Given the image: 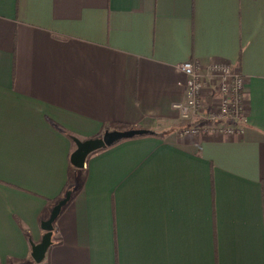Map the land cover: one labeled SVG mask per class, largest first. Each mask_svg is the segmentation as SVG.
<instances>
[{
  "label": "crops",
  "instance_id": "1",
  "mask_svg": "<svg viewBox=\"0 0 264 264\" xmlns=\"http://www.w3.org/2000/svg\"><path fill=\"white\" fill-rule=\"evenodd\" d=\"M186 61L244 76L242 134L177 135ZM115 123L154 134L71 166ZM0 264H264V0H0Z\"/></svg>",
  "mask_w": 264,
  "mask_h": 264
},
{
  "label": "built area",
  "instance_id": "2",
  "mask_svg": "<svg viewBox=\"0 0 264 264\" xmlns=\"http://www.w3.org/2000/svg\"><path fill=\"white\" fill-rule=\"evenodd\" d=\"M178 70L184 75V101L174 106L185 125L177 135L242 134L247 122L244 76L223 62L198 65L186 61L178 65ZM206 96L210 102H205Z\"/></svg>",
  "mask_w": 264,
  "mask_h": 264
},
{
  "label": "water",
  "instance_id": "3",
  "mask_svg": "<svg viewBox=\"0 0 264 264\" xmlns=\"http://www.w3.org/2000/svg\"><path fill=\"white\" fill-rule=\"evenodd\" d=\"M152 133L150 130L146 129H128V130H106L99 137L89 138L85 140H80L77 138H72L75 148L71 152L69 157V163L76 169H81L84 167L86 157L102 148L111 146L113 143L119 140L130 139L136 136H142ZM71 192L67 191L65 196L57 201V203L52 207L49 217L41 222V228L44 230V234L39 243L31 244V258L35 262H40L51 246L52 233H53V222L58 217L61 208L69 201Z\"/></svg>",
  "mask_w": 264,
  "mask_h": 264
},
{
  "label": "trees",
  "instance_id": "4",
  "mask_svg": "<svg viewBox=\"0 0 264 264\" xmlns=\"http://www.w3.org/2000/svg\"><path fill=\"white\" fill-rule=\"evenodd\" d=\"M108 129H110V130H128V129H130V127L128 126V125H125V124H119V123H115V124H110L109 125V127L108 128H106L104 131H106V130H108ZM154 133L152 132V133H150V134H147V135H153ZM142 136H144V135H142ZM136 137H140V136H136ZM120 141H122V140H119V141H117V142H115V143H113L112 145H114V144H116V143H118V142H120ZM111 145V146H112ZM80 182H76L75 184H71V185H69L67 188H66V190H65V192H64V194H63V196H62V198L65 196V193L67 192V191H70L71 192V196H70V198L72 197V195L74 194V192L76 191V190H78L79 189V187H80ZM68 203V202H67ZM66 203V204H67ZM65 204V205H66ZM64 205V206H65ZM63 206V207H64ZM63 207L61 208V210L63 209ZM61 212V211H60ZM55 222V221H54ZM54 222H53V224H54ZM53 229H54V227H53ZM53 244V243H52Z\"/></svg>",
  "mask_w": 264,
  "mask_h": 264
}]
</instances>
